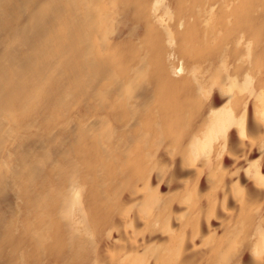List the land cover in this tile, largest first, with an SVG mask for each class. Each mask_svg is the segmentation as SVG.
Instances as JSON below:
<instances>
[{"label":"bare ground","instance_id":"6f19581e","mask_svg":"<svg viewBox=\"0 0 264 264\" xmlns=\"http://www.w3.org/2000/svg\"><path fill=\"white\" fill-rule=\"evenodd\" d=\"M0 264H264V0H0Z\"/></svg>","mask_w":264,"mask_h":264}]
</instances>
